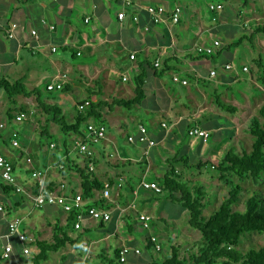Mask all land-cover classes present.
Masks as SVG:
<instances>
[{
    "label": "crops",
    "instance_id": "obj_1",
    "mask_svg": "<svg viewBox=\"0 0 264 264\" xmlns=\"http://www.w3.org/2000/svg\"><path fill=\"white\" fill-rule=\"evenodd\" d=\"M201 1L203 0H134L137 4L163 5L169 11L173 7L179 6L182 10L181 21L178 24H172L170 21L153 23L149 14L141 9H134L140 17L138 23H133L130 20L129 13L125 20H120L118 14L122 10V6L117 0H0V83L5 80L9 83L21 80L28 90L40 91L42 85L47 89V84L52 80L61 74H66L69 88L60 90L59 96L42 97L41 91L38 93L44 103L59 106L64 115L65 110L74 109V111H70L69 117L65 115L69 122H74L79 103L86 99H91L92 102H97L100 99L104 101H111L113 98L131 99L136 95V77L142 71L140 65L147 68L148 62L155 65L156 60H159L160 66L158 67L161 68L165 62H169L173 70L165 74L170 73L172 80L174 75H179L181 80H187L188 84L173 80L174 83L183 86L184 91L168 86L162 80L163 77H156L153 70L147 68L148 77L144 85L146 98L141 104L126 110L137 111L136 116H124L126 108L122 106H115L113 109L103 107L101 110L104 117L102 124L106 128L117 126L118 129L127 132L128 124L133 122L137 140L141 134L140 125L146 128L149 139L153 140L155 145L149 148L147 143L136 141L138 143H134L136 151L125 149L121 152L117 147L120 160H117L116 167H119L121 163L135 162L142 165L139 175L140 186L143 181L159 183V179L167 170L165 163L168 157L180 151V154L188 153L190 156L202 159L201 161H207L205 153L208 151L211 133L227 131L229 128L225 118L229 119L228 114L232 113L223 112L220 108V111H217L203 106L208 99L215 101L211 90L217 91L219 87L217 85L229 86L230 84L228 77H221L219 74L217 59L225 55L224 58L231 59L221 64L223 69L235 70L240 73V71L245 72L242 69L244 66H248L249 71L246 73L251 74V79L254 81L257 77V81L261 80L260 66L264 65L262 53H255V47L251 45L248 46L253 55L249 53L239 57L243 62L242 70H238L237 66L235 69H226L225 67L229 63L235 64L234 60L237 59L235 56L241 54L236 47H234L236 51L233 54L231 53L232 49L227 50V46L220 39V33L233 38L234 33L240 27L251 28L250 24L246 21L243 24L237 22L234 17L225 13L224 9L216 15L213 14L208 20L202 10ZM211 2L213 0H208L209 7ZM237 17L243 18V13L239 11ZM260 18L258 17V19ZM87 19L88 21H86ZM185 22H189L194 29L178 28ZM12 23H16L18 27L15 37L9 38L7 37V27ZM257 26L263 27L260 24ZM33 30L37 32L36 35L32 33ZM192 35L196 36L194 41ZM215 41H219L220 46L215 48L214 58L202 57L197 52L198 47L214 46ZM190 43L191 45H189ZM247 43L250 44L248 41L245 44ZM258 43H260V37L255 39V46ZM262 45V51H264V43ZM53 47H57L56 52L52 51ZM65 51H70L73 58L84 57V60L73 63L67 58ZM193 51H196V54L192 53ZM86 52L87 55H85ZM132 54H135L134 59L131 58ZM140 54L144 56L142 62L139 60ZM45 59L49 61L50 72L44 70ZM212 70L217 72L215 77L210 76ZM130 73H135V75L131 77ZM73 77L80 79L88 77L86 81L87 95L82 99L74 98L71 101ZM124 77L127 80H124ZM192 77L205 79L206 82L202 84ZM118 81H122L123 84L126 82L129 86H120L116 95L113 96L115 92L112 91V87L117 85ZM258 88L260 91L264 90L261 86ZM91 90H95V93L99 91L101 95L90 94ZM243 95L246 98V94ZM228 96L233 95L228 93ZM221 99L228 104L235 103L234 99L229 100L222 97ZM10 104H18L20 111L14 112L9 106ZM239 105L240 108L237 106L239 109L245 108L243 104ZM30 110H35V114L22 121L27 123L25 130L17 129L14 125L22 122H18L16 117ZM145 116L150 117L146 118ZM5 117L8 121L4 119ZM145 120L151 127L145 124ZM0 123L5 125L0 130V152L13 164L18 186L24 189L23 192L6 190L1 186V183L6 184V182L0 176V205L3 204L8 208L6 213L0 212V236L3 235L2 238L0 237V255L3 245L11 243L14 246V251L12 259L8 260L7 264H24L27 260L22 254L24 244L17 236H7L9 222L18 217L22 218V229L29 236L34 237V242L36 239L52 240L54 225L59 223L61 226H65L68 213L57 205L35 206L33 196L37 193V185L40 181L47 190L64 194L70 198L75 194L82 193V178L79 169L88 165L90 160L80 154L76 147H74L77 151L76 156H72L71 149L73 147L70 148L69 142L66 139L60 142L54 136L60 131V127L52 120L51 115L43 110L36 95L28 97L20 94L10 99L5 90L0 88ZM88 123L95 122L90 119ZM163 124H166V127H163ZM194 126L210 131L207 143L188 136V130ZM50 130L53 131V134L50 133ZM13 132L18 133L19 147H15L12 143ZM70 135H73L74 146L78 138L86 137L85 133ZM223 135L225 133L219 136L220 141L224 140ZM45 137L51 138L47 144L43 142ZM103 140L107 141L106 143H113L114 146L117 144L116 136L111 134L106 135ZM52 143H55L56 146L51 147ZM159 148L163 152H159ZM92 149L95 154V170L93 171L95 178L102 182L103 188L111 186V196L107 200L109 208H106L111 211L112 218L107 222H96L86 217L80 230L68 231L70 237L77 238L78 245L75 247L67 243L58 252H54L56 256L54 263L51 264H67L70 260L75 264H88L93 259L91 253L93 248L104 243L108 246L106 242L109 238H114L117 242L116 251H120L123 245L139 248L134 245L136 239L131 235L127 236L133 230L130 222L133 221L134 226L141 225L137 219L139 213L152 215V224L154 222V214H156L160 203L157 197L156 199L153 197L157 193L151 191L150 196L141 198L139 196L140 188L138 186L133 188L130 179L127 180L124 174L119 176L110 172L98 174L96 170L100 152H96L94 144ZM154 149L157 151V156L152 158L150 155ZM58 150L60 151L59 156L56 154ZM36 152H40L39 159L42 161L43 169H39L35 163L34 154ZM139 153L141 157H136ZM225 153L219 155L220 159ZM25 164L32 165V177L34 171L41 172V175L39 178L33 177V181L23 184L19 180L17 170L19 166ZM60 165H64V168H60ZM114 185L117 188L115 199L112 188ZM126 187L127 190H124ZM101 190H95L93 197L86 198L85 203L94 205L96 201H99L102 198ZM130 194L133 196L132 198L126 197ZM125 203L126 206H124ZM170 206L172 204L168 199L165 210L168 211ZM37 208L45 210L41 219H37L33 215ZM13 211L17 213L14 216L12 215ZM171 217L174 218L176 215L173 214ZM160 220L166 223L164 218L160 217ZM107 223H111L112 230L104 233L102 237L92 235V238H89L85 235L86 232L92 234L105 228ZM48 229L51 233L50 239ZM148 233L150 234V232ZM13 238H16L17 242H12ZM33 243L31 244L32 252H39L38 247ZM153 250H147L149 255H152ZM54 253H51L50 260ZM141 255L130 254L127 261L134 256L138 258ZM101 256L108 257L105 251L99 255L100 258ZM50 260L42 264H46ZM0 262L2 261L0 260Z\"/></svg>",
    "mask_w": 264,
    "mask_h": 264
},
{
    "label": "rangeland",
    "instance_id": "obj_2",
    "mask_svg": "<svg viewBox=\"0 0 264 264\" xmlns=\"http://www.w3.org/2000/svg\"><path fill=\"white\" fill-rule=\"evenodd\" d=\"M214 2H219L222 3L224 6V12L228 13L237 22L240 23H248L250 24L251 28H239L235 33L233 38L230 36L220 33V39H222V42L224 45L229 46L232 45L234 42L239 41L243 36L248 35L253 29L257 27V24H260L261 26H264V0H213ZM201 6L202 10L204 12V15L206 19L210 20L211 16L214 14H218L216 12H213L211 8L208 5V0H203L201 1ZM241 11L243 13V18L237 17L238 12ZM258 17H261L258 19ZM246 21V22H245ZM209 23V22H208ZM243 27V25H242ZM178 28L183 29V30H188L190 28L194 29V27L191 26L189 22H185L184 25L179 26ZM196 31V30H195ZM193 38L192 40L196 39L195 35H192ZM260 37V43L256 44L255 46V53L258 54V52L262 53V58H263V63H264V51L262 43H264V35L257 36ZM191 41V40H189ZM247 41L241 43L238 45L237 50L240 52V56H235L237 59L234 60L235 66H237L238 70H242L241 67L243 65L242 62V55L245 54H252L250 50V44H245ZM192 43V42H191ZM191 43L189 45H191ZM208 43L210 44V41L208 40ZM249 45V46H248ZM235 48H232L231 53L233 54L235 52ZM62 52V51H60ZM59 52V53H60ZM66 56L68 59H70L73 63H79L82 60H84V57H76L73 58L72 53L70 51H65ZM192 53L196 54V51H193ZM226 54V53H225ZM87 55V52L85 53ZM225 55H223L220 59H217L218 62V72L221 75V77L225 76L228 77V80L230 81L229 86H222V85H217L218 90L217 93L220 97L223 99H229L232 100L234 99L235 103H232L240 108L239 104H243L245 108L239 109L237 114H228L229 119L225 118L228 123L227 125L229 126L228 130L231 131L228 135L225 134L223 135V139H219V136L212 137L209 141V146H208V151L205 153V158H208L207 160L211 162V164H217L220 160V154H223L224 152H227L232 146H235L237 151L239 153H242L243 151L246 152H251L252 149V144L254 142V137L251 134L249 130V124L250 120L253 116H259V110L261 107L264 106V90H259V86L264 88V82L261 80L257 81V77L253 81L251 79V74L242 72L237 73L235 70H225L221 67V64L225 61H229L231 58H224ZM86 58V57H85ZM139 60L142 62L144 60L143 54L139 55ZM216 60V58H215ZM44 70L45 72H50V67H49V61L48 59H45V64H44ZM52 75V74H48ZM106 75V74H105ZM109 75V74H108ZM131 77L135 75V73H130ZM47 77V76H46ZM88 80V77L84 78L82 77L81 79L78 77H73L72 81V93H70L71 96V101L76 99H82L87 95L86 91V81ZM164 82L168 84V86H172L173 88H176L179 91H184V87L181 86L178 83H174L172 80V76L170 73L165 74L162 78ZM132 84V81L130 82ZM129 86L128 83H122V81H118L117 85H114L112 87V93L113 96L116 95V91L120 86ZM41 95L42 97H49V96H59L61 94L60 90H53L51 92H48L46 87L44 85L41 86L40 88ZM213 92V90H211ZM228 93L230 95L232 94L233 96H228ZM243 94H246V98L244 97ZM6 98V97H5ZM8 102V99H6ZM73 104V102H71ZM239 103V104H238ZM13 109L14 112L20 111V106L18 104L15 105H9ZM203 106H206V108L209 109H215L217 111L219 110V107H217L216 102L211 99L207 100ZM127 109H124V116H136L137 111H131L129 112L126 111ZM70 111H74V109L70 110H65V115L69 117ZM146 118L150 116H145ZM4 119L7 120L5 117ZM131 119V118H130ZM145 124L149 125V122L147 120L144 121ZM17 129L20 130H25L27 123H16L14 125ZM87 125L83 124L82 126V131L83 133H87ZM151 127V126H150ZM106 135H114L117 138V144L114 146L113 143L101 140L100 142L94 144V148L96 152H100V158H99V163L97 164V173L98 174H104L105 172H110L112 174H116V176L119 175H125V177L130 179V183L133 188H137V186L140 188L139 191V196L141 198L148 197L151 195V191L146 190L140 186V173L142 170V165H139L135 162L131 163H126V164H120L119 167H116L117 160L120 158L118 156V148L119 151L123 150H133L136 151L134 147V143H130L128 141V135H136V130H135V124L133 122H130L128 124V128L126 129L127 132H124L120 129L117 128V126H112L107 128ZM155 130V128H153ZM227 130V131H228ZM53 131L50 130V133ZM226 132V131H225ZM69 134H64L61 130L56 133L54 136L62 142L63 139H66L69 144L71 149V154L72 156H76L77 151H75V146L73 144L72 137L73 135ZM74 134V133H73ZM44 144H47L50 142L51 138L45 137L43 139ZM136 144H138L136 142ZM216 148V149H215ZM216 151H215V150ZM159 152H163L161 148L158 149ZM156 149H154L151 153V157L154 158L157 156L156 154ZM40 152H36L34 154V160L38 168H44L42 161L39 159L40 158ZM60 151H56L57 156ZM50 154H52V151H50ZM105 154V155H104ZM141 154L139 153L136 155V157H141ZM149 156V155H148ZM191 155V160H190V166L195 165L199 160H202L200 158H195ZM40 160V161H39ZM120 160V159H119ZM205 160V159H203ZM194 163V164H192ZM166 167L167 164L165 163ZM31 167L32 165L30 164H25L22 166L18 167L17 174L19 177V180L21 183L25 184L27 182L33 181L34 178L32 177V172H31ZM179 170L181 172V177L184 181L188 182L191 186L194 185H202L206 188L208 196L206 198L207 206L206 209L204 210V215L208 218L210 217L216 210L219 209L223 199L227 196L228 194V189H229V183L223 181L220 179L219 174L214 170V169H206V168H201L196 169L189 167L188 165L184 166H179ZM230 180L234 183H239L243 186V191L240 195V201L235 205L236 210H245L246 204L248 199L251 196L258 195L260 197L264 198V174H263V179L259 183H254L252 180L248 179L246 181H240L238 177H230ZM111 188V186H110ZM114 190V199L117 197L116 191L117 188L114 185L113 187ZM124 190H127V187L124 188ZM166 193H161L157 194L158 201L160 202L158 205V210L156 214H154V222L149 230L144 229L141 227V225L137 224L134 226L133 221L130 222V225L134 226L133 230L131 233L127 234V236H133L136 239V242L134 245L138 246L141 251L142 255L141 257H132L129 259L126 263L123 264H148L150 261H152V257L155 259H165L171 256V245H179L180 246V256L181 257H188L189 255L196 253L198 250V247L202 244V236L201 233L190 227L188 224V218H189V213L185 211V209H182V207H177L179 204L172 203L171 208L167 211L165 210V205L168 200L167 196L165 195ZM126 197L132 198L133 196L130 194ZM133 201V200H132ZM131 202V201H130ZM126 206V203L124 204ZM177 210V211H176ZM44 209H36L34 212V217L37 219H41L42 215L44 214ZM144 211V210H142ZM24 213V212H23ZM17 213L13 211L12 215H16ZM176 215L175 220L174 218L171 217L172 215ZM156 215V216H155ZM161 218H164L166 220V223L160 220ZM112 230V225L111 223H107L105 225V228L100 229L96 232H93L90 234L89 232H86L85 235H87L89 238H92V235H97V236H103L104 233H107ZM150 232V235H155L160 239V242L162 244V251L161 252H156L153 250L152 255H149V252L147 251L145 247V236L147 233ZM50 231L48 229V235L49 239L50 237ZM125 235V234H124ZM47 236V234H46ZM47 240V239H46ZM12 242H17L16 238H13L11 240ZM49 241V240H47ZM108 246L104 243L102 245H97L93 248L91 251L93 255V259L88 262V264H105L102 258L99 257L100 254H102L104 251L106 253V256L108 258H115V252L117 249V242L115 241L114 238H109ZM264 246V234H261L259 232H251L247 233L241 236L239 242L236 244V247L240 249L242 252H247L250 249H260L261 247ZM34 253V252H33ZM56 254H52V258L50 262L46 264H51L54 263ZM132 256V255H131ZM1 264H7V261H2L0 262ZM67 264H75L73 261H68Z\"/></svg>",
    "mask_w": 264,
    "mask_h": 264
},
{
    "label": "trees",
    "instance_id": "obj_3",
    "mask_svg": "<svg viewBox=\"0 0 264 264\" xmlns=\"http://www.w3.org/2000/svg\"><path fill=\"white\" fill-rule=\"evenodd\" d=\"M118 1V0H117ZM264 35V26H257L248 35L243 36L239 41L226 47L231 50L237 47L243 41L247 40L252 47H255V39L257 36ZM229 50V51H230ZM199 53V52H198ZM202 57L214 58V54L199 53ZM141 74L136 77V95L131 99L113 98L111 101L100 99L97 102H92L91 106L80 112L77 110L74 122H69L63 114V110L57 105H49L44 103L39 98V90H28L25 84L18 80L14 83L2 81L0 88H3L8 98L12 99L15 95L24 94L31 97L36 95L43 110L51 115L52 120L59 125L60 130L64 134L74 133L83 134V124H88L92 119L96 124L104 123V117L101 112L103 107L113 109L115 106H122L126 109H131L134 105L141 104L145 98V80L148 77L147 68L153 70L154 75L158 78L163 77L165 73L173 70L169 62L159 68L151 63H147V68L140 65ZM261 81H264V65L260 66ZM194 80L204 84L205 79L192 77ZM67 85L63 90H67ZM51 92V91H49ZM90 94L101 95V92L95 93L91 90ZM215 102L223 112L236 114L239 111L237 106L224 102L218 95L217 91H213ZM87 128V127H86ZM249 130L254 137L251 152L243 151L239 153L235 146H232L217 164H211L210 161L199 160L195 165H189L191 156L188 153L180 154V151L172 154L166 159L167 170L159 183L162 186L167 198L175 204H179L182 209L189 213L188 224L190 227L198 230L202 236V244L198 247L196 253L186 257L180 256V246L171 245V256L165 259H155L148 264H264V246L260 249H250L247 252H242L236 247L242 235L259 232L264 234V198L258 195L251 196L246 204L245 210H236L235 205L240 201V195L243 191V186L239 183H234L230 177H238L240 181L252 180L254 183H259L263 179L264 174V106L259 110V116H253L250 120ZM231 131L212 132L211 138L220 136L222 133L229 134ZM223 137V136H222ZM194 164V163H192ZM188 165L196 169L206 168L214 169L221 180L229 183L227 196L223 199L220 207L210 217L204 215L208 196L207 190L202 185L191 186L181 177L179 166ZM82 178V194L84 199L93 197L95 190L103 188L102 182L98 181L88 165L79 169ZM7 184V183H6ZM1 183V186L6 190L16 192V188L11 185ZM96 206L108 207L109 202L106 199L100 198L94 203ZM8 209L5 207V210ZM78 215L77 210L68 213V219L65 226L56 223L53 227V239L38 240L33 243L39 249V252L32 255L24 262V264H42L50 260L51 253L58 252L67 243L73 246L78 245L77 238H72L68 235L69 230L75 229V221ZM142 227V226H141ZM134 228V226H132ZM146 249L152 251L154 249L151 241V235L147 233L145 236ZM155 251V250H154ZM1 257V256H0ZM105 264H122L119 251L115 252V258L101 256ZM12 256L10 259L11 260ZM1 261H7L0 259Z\"/></svg>",
    "mask_w": 264,
    "mask_h": 264
},
{
    "label": "built area",
    "instance_id": "obj_4",
    "mask_svg": "<svg viewBox=\"0 0 264 264\" xmlns=\"http://www.w3.org/2000/svg\"><path fill=\"white\" fill-rule=\"evenodd\" d=\"M122 6V10L118 14V18L120 20H125L128 16L130 20L133 23H138L140 21L139 14L134 9H141L146 11L153 23H165L170 21L172 24H178L181 21L182 18V10L179 6L173 7L170 11L163 5H157V4H137L134 2V0H118ZM210 8L213 12L220 13L223 11L224 6L222 3L219 2H211ZM88 21V19L86 20ZM18 25L16 23L10 24L9 27H7V37L14 38L15 37V31L17 29ZM34 35L37 34L35 30L32 31ZM220 46L219 41H215L214 46H206V47H198L197 52L199 53H206V54H214L215 48ZM53 52L57 51V47L52 48ZM131 58H135V54L131 55ZM155 65L158 67L160 66V61L156 60ZM226 69H235V64L229 63L226 64ZM243 71L247 72L249 71L248 66H244ZM217 74L216 70H212L210 72L211 77H215ZM124 80H127L126 77L123 78ZM173 80L176 82H182L183 84H188L187 80H181L179 75H174ZM68 83V76L66 74H61L54 80H52L49 84H47V90L53 91V90H63ZM92 104L91 99H86L82 103H79L77 106V109L82 112L87 110ZM35 114V110H30L28 112L21 113L16 117V120L18 122H22L25 119H27L29 116H32ZM5 125L3 123H0V130L3 129ZM163 127H166V124H163ZM140 136L137 140V138L133 135L128 136V141L130 143H136V141H139L141 143H147L148 147H153L155 145V142L148 137V132L146 128L143 125H140ZM107 128L104 124H96V123H88L87 124V133L86 137L78 138L75 141V147L79 151L80 154L85 155L90 161H89V168L90 170H95V164H94V150L92 149L93 144H96L103 140L106 137ZM188 136L193 139H199L202 140L204 143H207L210 138V131L205 130L199 126H194L188 130ZM12 143L15 147H19L20 142L18 139V133L13 132L12 133ZM55 143L51 144V147H55ZM30 161V159H29ZM60 168H64V165H60ZM41 175V172L34 171L33 177L39 178ZM0 176L4 182L7 184L13 186L16 188L17 192H23L24 189L20 186H18L17 178L14 171L13 164L5 157L3 153L0 152ZM141 187L155 192L157 194L162 193L164 190L162 186L156 182V181H143L141 184ZM102 198L109 200L111 196V191L109 187H104L101 190ZM33 201L35 206L37 207H43L46 205H57L60 206L64 212L70 213L73 210L78 211V215L76 217L75 221V230H80L82 228V224L86 217L91 218L92 220L96 222H107L112 218L111 211L102 206H96V205H87L85 203V199L83 197L82 193L75 194L73 197H68L64 194H59L53 191L47 190L42 182L39 181L37 185V193L33 196ZM0 212L6 213L5 206L3 204L0 205ZM137 219L141 226L149 230L151 228V224L153 221V216L147 213H139L137 215ZM22 218H15L11 222H9L8 225V232L7 236H17L19 240L24 244L22 249V254L27 259L32 255V247L31 244L34 242V237L29 236L26 232L22 229ZM1 238L3 237L0 236ZM151 241L154 246V250L156 252L162 251V244L160 242V239L155 236L151 235ZM85 247L84 245H82ZM14 251V246L11 243H6L3 245V249L1 252V258L8 260L11 258L12 253ZM121 262L124 263L127 261V258L130 254L135 255H141L142 251L140 248H134L129 245H123L119 251Z\"/></svg>",
    "mask_w": 264,
    "mask_h": 264
}]
</instances>
